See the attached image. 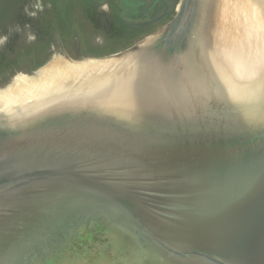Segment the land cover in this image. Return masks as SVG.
Listing matches in <instances>:
<instances>
[{
	"label": "water",
	"instance_id": "obj_1",
	"mask_svg": "<svg viewBox=\"0 0 264 264\" xmlns=\"http://www.w3.org/2000/svg\"><path fill=\"white\" fill-rule=\"evenodd\" d=\"M67 1L0 56V264H264V0Z\"/></svg>",
	"mask_w": 264,
	"mask_h": 264
},
{
	"label": "flooded vegetation",
	"instance_id": "obj_2",
	"mask_svg": "<svg viewBox=\"0 0 264 264\" xmlns=\"http://www.w3.org/2000/svg\"><path fill=\"white\" fill-rule=\"evenodd\" d=\"M39 5L42 8V5L40 4V0H37ZM49 2H47V7L43 6V10L48 9V13H50V20L54 21L56 18V16H61L58 12H57V8H56V2L55 0H48ZM84 0H81V4L83 5ZM35 2V0H1L0 3V56L1 55H5V54H9L11 52L10 47H14L16 46L17 48L20 47V45L22 44L21 42L27 43V46L30 45H34V43L36 44V40H39L41 36H39V34L41 33V16L39 15H29L26 14L25 12V8L28 5H31ZM89 4V3H88ZM100 9V7H98ZM39 14V13H38ZM176 15V14H175ZM174 15V16H175ZM66 16H70V15H66ZM167 16V15H164ZM50 21V22H51ZM53 26V25H52ZM50 23H49V28L45 31V33H51L53 34V40H54V44H49L46 53L48 52H52L54 51V47L56 46L59 53L60 52V48L58 46V43L56 41V35L54 36L55 31H52L50 27ZM35 34V36L33 35ZM30 35L33 36V40L32 41H21V38H28L30 37ZM48 35V34H47ZM50 37V36H48ZM61 42V45L64 49V52L66 54L63 42L61 39H59ZM17 50V49H15ZM17 54V52H16ZM62 55V54H61ZM35 64V63H34ZM34 64L30 63L28 66L29 71L31 72V74H34L33 68H35ZM95 248V252L98 249V246L94 247ZM113 249V247H112ZM93 252V253H95ZM89 257H87V262L85 260V262L87 264H121L119 262V259L122 256H125L126 253H121V252H115V257L112 262H107L108 260L105 259H101V257L99 258L97 254H92ZM102 254V253H101ZM103 255V254H102ZM107 260V261H106ZM70 264H75L76 261L75 259L71 256V258L69 260ZM115 261V263L113 262ZM58 262V261H57Z\"/></svg>",
	"mask_w": 264,
	"mask_h": 264
},
{
	"label": "trees",
	"instance_id": "obj_3",
	"mask_svg": "<svg viewBox=\"0 0 264 264\" xmlns=\"http://www.w3.org/2000/svg\"><path fill=\"white\" fill-rule=\"evenodd\" d=\"M80 4H81V0H77ZM88 0H84L83 3L87 2ZM71 2L67 1V3H65V7L63 6L62 11H63V15L61 16H66L67 14L69 15L70 10L72 9V5H70ZM167 18V17H166ZM168 18L171 20L172 19V15L168 16ZM46 53V51L44 52Z\"/></svg>",
	"mask_w": 264,
	"mask_h": 264
}]
</instances>
